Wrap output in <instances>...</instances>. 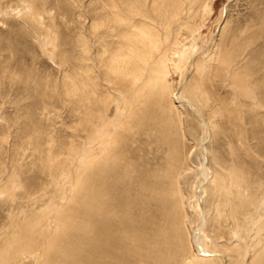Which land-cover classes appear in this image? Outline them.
<instances>
[{
	"label": "rangeland",
	"instance_id": "obj_1",
	"mask_svg": "<svg viewBox=\"0 0 264 264\" xmlns=\"http://www.w3.org/2000/svg\"><path fill=\"white\" fill-rule=\"evenodd\" d=\"M28 1L0 0V64L4 70L13 71V74L18 78L22 76L23 80L33 73L38 81L41 80L44 84L48 83L51 92L43 95L41 90L36 91L32 83L27 86L23 83L17 84L12 80L0 79V161L2 164L8 165L9 154H13L17 145L25 147L24 149L30 154L29 142L34 138L38 139V143L44 144V147L50 137L57 144L62 143L67 157L72 158L68 163L69 181L65 188L66 195L69 196L70 214L75 216L77 208L80 207L72 199L74 198L72 196L77 193L75 179L77 182L78 177L76 174L83 170L82 165L87 163V152L90 150L94 152V146H88L82 142L86 133L77 135L78 125L81 122L79 117L81 110L78 105L80 97H68L63 87L67 75L77 76V80L81 76L85 80L86 74L79 73L77 70L82 67L79 64H87L90 67L92 81L94 78L100 77V71L104 74L102 68L99 71L94 67L95 43L94 39H91L92 35L90 36L89 31L94 27L97 16L101 15L98 14L100 7L95 4V0H47L49 5L47 9L49 10L43 11L44 8L40 10L42 18L38 23L29 11L26 4ZM30 2L38 5L40 2L45 4L46 0H30ZM193 4L189 11L185 12L182 23L176 27L175 33L163 46L164 53L168 55L167 67L162 71H156V78L151 89L146 91L145 84L143 85L142 82L136 89L134 88L133 92L122 95L111 91L108 82L99 79L96 86L97 95L103 97L110 95L113 101L108 107L98 105L96 110H109L107 116L112 123H117L124 118V110H133L134 113L130 115L133 117L130 119V125L135 127L133 132L139 131L146 134L142 138L139 137L137 143L131 145V153L128 154L131 156L127 155V159L135 165L138 175H143L145 172H162L165 188H168L166 187L168 177L164 174L170 170L173 177L176 178L178 175L177 182L173 183L172 189L174 187L176 189L174 190L177 192H175L176 199L180 200L181 197L185 200L186 209L192 222L191 228L194 231L193 237L198 230L204 228L202 242L197 247L198 250L195 249L199 253L198 257L192 255L189 250H186L190 252L186 256L184 252L178 250V243L175 239L178 228L175 236H170L171 238L169 237L168 240L166 236L165 239L163 237L158 240L162 252L158 256L156 255V258L148 261L149 264H200L201 259L213 260L209 264H258V254L264 248V204L258 212L254 226L246 231L245 225L246 222L249 223V218L255 214V207L250 204L252 198L249 195L255 194L258 197L264 191V126L260 123V120L264 118V112L260 111L263 108L255 103L253 98H250L251 92L248 89L238 90L234 87L230 73L216 75L215 72L220 69L221 62L228 54L238 52L242 56L238 57L239 61L238 58L234 60L232 71L247 74V78L253 83L262 81L261 78L264 76V0H194ZM48 12L51 14L49 15ZM178 27L180 29H177ZM50 36L54 39L51 40ZM46 38L50 40L49 44L45 46L42 44V40ZM182 47L186 49L183 58L178 54ZM99 49L101 54L106 51L105 46ZM180 59L182 60L180 61ZM193 61L196 64H193ZM98 68L100 69V66ZM226 78L230 80L229 83ZM171 91L180 93L179 101H174ZM224 104H228L232 110H243L245 107L244 110L257 111L239 117L237 120L230 116L231 111L230 113L220 112L221 116L214 115L220 111ZM140 112L143 113L148 127L137 126L135 113L138 115ZM253 117L257 118L253 119ZM159 121L162 125L159 124ZM168 123L171 127H167ZM164 126L167 128L166 130ZM154 128L156 129L152 132ZM168 130L172 132L170 133ZM90 131L92 133L93 130ZM159 133L161 134L158 135ZM169 134H174L172 135L174 138L171 136L174 139L172 145L177 146L178 144L177 147L170 145L169 148L168 145L162 144L165 136V141L172 139ZM161 137L163 141H159V145L157 141ZM145 140H148V143ZM132 142L130 141V144ZM130 144L128 141V146ZM160 146L163 150L166 148L164 150L166 154L162 152ZM171 147H174V150L176 147L173 157L168 154L172 151ZM158 149L160 150L157 151ZM186 153L189 154V157ZM247 153L248 155L250 153V156ZM29 154L23 161L26 167L22 166L23 176L16 181L18 184L15 185L17 187H15V192L3 189V183L7 179H1L2 176H0V232H7L10 229V220L7 218L8 210L18 204L25 210L27 200H24L23 197L26 193L30 190L40 191L47 184L46 175L37 165L38 160L30 158ZM148 159L150 160L148 161ZM154 159L157 162L153 161ZM32 162L37 164H35V168L30 169ZM171 162L175 163L171 165ZM176 163L178 166L175 165ZM184 166L190 167V169L188 174L183 176L181 183L180 178ZM202 170L209 174L205 185ZM74 171L78 173L75 174ZM16 172L18 173V171ZM253 181H256L258 186L252 190L249 184ZM50 187L47 189L48 192L45 191L47 193H40L44 202L38 203L35 211L26 209L27 215L40 212L49 201L50 192L54 196L55 187ZM136 190L133 191L134 196L139 194ZM12 193L13 195H11ZM244 206L248 207V212ZM233 207L235 208L233 209ZM157 208L156 203L149 199L145 203H136L131 221L128 222V230L132 236L128 238L119 236L120 240L116 239L115 243L111 244L115 249L121 247L117 252H113L109 247L108 250H106L107 248L101 249L97 242H90L89 250H91L87 252L88 258L91 261L99 260L108 253L115 264H137L136 262L147 264L142 257L147 253L144 248L149 249L147 244L134 254L127 252L130 248L139 245L142 247L141 243H137L139 239L149 243L154 238L152 236H157L161 232L164 236L165 233L168 234L173 230L175 223L172 221L171 224ZM158 225H161L160 228ZM120 228L122 229V226ZM42 230H44L43 224L38 227L35 235H38ZM69 235L71 244L76 242V245L73 244L75 246H69L68 249L69 255L72 257H69L68 264H73V259L78 261L80 256L78 244L81 235L76 229ZM160 237L162 236L160 235ZM8 240L10 238L4 241V238L0 237V263L6 261L4 264H36V258L26 251L14 260L13 258L8 259L11 249L7 243ZM169 241L170 244L167 246ZM202 244L206 247L204 251H201L204 249ZM125 245L128 247L126 248ZM165 251L169 254L168 258L165 256ZM43 258L40 257L37 260L40 262Z\"/></svg>",
	"mask_w": 264,
	"mask_h": 264
},
{
	"label": "bare ground",
	"instance_id": "obj_2",
	"mask_svg": "<svg viewBox=\"0 0 264 264\" xmlns=\"http://www.w3.org/2000/svg\"><path fill=\"white\" fill-rule=\"evenodd\" d=\"M31 2L29 0L28 3L26 4L29 7L30 13L35 17L36 21L40 23L41 18H42L40 10L44 8L43 9L44 11L49 7L47 0L45 4H42L40 2V4L38 5L32 4L34 2L32 3ZM95 2H96L95 4H97L100 7L98 9L99 13L97 11L96 12L101 15L97 16L96 21H94V27L91 28L89 31L91 33L90 36L92 35L91 39H94V43H95L94 49L96 51L95 52L96 55L94 58V67L97 68L99 71L102 68L104 70V74H102L100 71V77L96 78L97 80L94 78L92 81L91 76H90V67L87 64H79V65H82V67L81 69L77 68V70L79 71V73L86 74L85 80L82 79L81 76H79V80H77L76 79L78 78L77 76L73 77V75H67L65 78L64 87H63L64 92L68 97H73V96L80 97V101L78 105L80 107L79 110H81V116H79L81 122H79V125H78L79 128L77 130L78 131L77 135L86 133L87 135L83 138L82 142L85 143V145L94 146V152H92V150L87 152V156H86L87 163H85L84 165L81 164L82 167H84L83 170L80 171L79 174H76L78 172L74 171L76 174V177H78V181L76 182L77 179H75V183L77 184V187H76L77 193L75 196H72L74 197L72 199H74V201H76L80 207L77 208L76 210L77 212L75 216H72L70 214V211H69L70 205L68 204L69 196L66 195L65 187H66L67 182L69 181L68 179L69 173L67 172L68 163L70 162L72 158L69 159L67 157V153L64 152L63 150L62 143L57 144V142L52 137H50L44 147V144L38 143L37 141L38 139L36 140L34 138L32 139V141L29 142V145L31 146V149H29L30 150L29 152L32 155H30L28 151L24 149L25 147L23 148L22 145L20 146L17 145V147H15V150H13V154L12 153L9 154L11 160L9 159L8 165L6 164L4 165L2 164V161H0V176H2V178L1 177L0 178L7 179L5 183H3V186H4L3 189L5 191L8 190L11 192L13 191L15 192V187L17 186L16 181L20 180V178L23 176L22 166L26 167L23 161H25V157H27V155L29 154L30 158H33L34 160L35 159L38 160L37 161L38 164L35 162H32L29 168L30 169L35 168V164H37L39 168L42 170V172L46 175L47 184L40 191H35V192H33L32 190L28 191L26 195L23 197L24 200H27V204H26L27 206L24 205L25 208L24 206L23 208L25 210L29 209V210L35 211L36 205L40 202H44L42 194L40 193L47 191L48 188H51L50 186H54L56 191L54 193V196L52 195L53 193L50 192V195H49L50 198L48 199L49 201L46 203L44 207H42L40 212H33L35 214L32 213L31 215H27L26 211L23 210L21 206H19L20 204L18 205L16 204L17 206H14L8 210L9 212H8L7 218L8 220H10L9 222L10 226L8 225L10 229L7 232H3V231L0 232V237L4 238V241L5 239L10 238V240L7 241V243H9V246L11 248L10 253H9L10 256L8 259L13 258L14 260V258H17L18 255H21L22 253L26 251L31 256L36 258V264H68L69 257H70L69 252H68L69 251L68 249L70 248L69 246L72 247L73 244L76 245V242L71 244L72 241L70 242L69 234L73 233L74 229H76L77 231H79L81 235L80 243L78 244V247H80V256H79L78 261L73 259L74 260L72 261L73 264H115V261L111 258V256L107 252H106L107 254L105 255V257H101L99 258V260L93 259L94 261L93 263V261H91L87 255L88 254L87 252L91 250V249L89 250L90 242L92 243L97 242L98 243L97 245H99V248L101 249L107 248L106 250H108V247H109L110 249L113 250V252H117L118 248H121V247H118L115 249L114 246L113 247L111 246V244L115 243L116 239H119L118 238L119 236L123 238H128L129 236H132V233L130 232V230H128V224H129L128 222L131 221V215L134 212L133 209L135 208V204L145 203L147 202L148 199L151 202L156 203V205L158 206L157 209L160 212V214L167 217L171 224L173 222L175 223L174 228H173V230L175 229V231L172 230L168 234L165 233L164 236L162 232L159 233L157 236H152L154 238L152 239V241H149V243L144 242L143 240L139 239L137 243H141L142 247L141 245L139 246L136 245L137 247H133L132 249L130 248L127 253L134 254V252L140 251V249L144 248L145 245L147 244V247H149L148 249L149 251L147 250V248H144L146 249L145 252L147 253L146 254L144 253L146 256H142V257L144 258L146 263L149 264L148 261H150L153 258H156L162 252V250L159 248L160 245L158 243V240L163 237L165 239V236H166V239L168 240L170 236H173V235L175 236L177 229L179 228L176 234V238H175L178 243V250L180 252L181 251L184 252L185 256L188 255V253H190L186 251V250H189L192 252V255H194L195 257H198L199 253H197L198 251L196 250H198L197 247L202 242L201 238L203 236L204 228H202V230H198L197 234H195V236L193 237L194 231L191 228L192 222H191V218L188 215V212L186 209L185 200L181 198L180 196H179L180 200L176 199L177 192L174 191L176 189L175 187L172 189L173 183H175L178 175L175 178V176L173 177L170 170L168 172L164 170V173L165 172L167 173V174H164V176L166 175L168 177V180H167L168 182H166L167 183L166 187L168 188H165L164 187L165 181H163L164 177H163L162 172L161 173L160 172H152V173L145 172V174L142 173L143 175H138L136 173L135 165L132 164L131 161L127 159V155L131 153V149H132L131 145H134V143H137L138 138L139 137L142 138L144 137V134H146L144 132H139V131L133 132L135 131L133 130L135 129V127L130 125L131 124L130 119L133 118V117H130V115L134 113L133 110H124L125 112L124 118L117 123H112L109 120L107 116V112L109 110H96L98 105H104L108 107L111 104V101H113L111 100L112 97L110 95L109 96L107 95L106 97L100 96L99 94L97 95L96 86H97V83H99L98 81L99 79L100 81L104 80L108 82V85H109L108 87H110L111 91L113 92L115 91L122 95L124 93L133 92L134 88L136 89L138 85L142 82H143V85L145 84L146 91L151 89L152 83L154 82L156 78V71H159V70L162 71L167 67L166 62L168 60V55L164 53L163 46L170 40L171 36L175 33L176 27L180 23H182V19H183L185 12L189 11L190 7L194 5L193 4L194 0H95ZM45 14L47 15V12ZM50 14L51 13H49V15ZM179 27L177 29H180ZM50 39L52 40L54 38L51 37ZM50 39L46 38L42 40V44L45 46L48 45ZM102 46H105L106 51L101 54V51H99L100 50L99 48ZM185 51L186 49L182 47L179 50V53L178 52L177 53L179 54L181 58H183ZM234 53L230 55L228 54L223 59V62H221L222 64L220 65L221 66L220 69L216 70L215 72L216 75L230 73L232 77V84L234 85V87H236L238 90L248 89L249 92H251L250 98H253V101L255 103H258L260 107L263 108V110H260V111L264 112V76L261 78L262 81L258 83H253L250 79L247 78L248 76L247 74L232 71L233 70L232 64L234 60L242 56V54H239L238 52H234ZM181 60L182 59H180V61ZM238 61H239V58H238ZM194 63L195 61H193V64ZM98 66H100V69L98 68ZM0 67H1L0 68V79L2 78V79L12 80V82H15L17 84L23 83L27 86L28 85L30 86L32 83L34 84V88L36 89V91L41 90L43 95H46L49 92H51V88L49 87L48 83L44 84L43 82H41V80L38 81L37 77H35L33 73L31 75H28L27 78L23 80V78H21L22 76L20 78H18L17 75L15 76L13 74V71L9 72V71L4 70V67L2 66V64H0ZM228 78H226V80H228V83H229L230 80ZM178 93L172 92V98H174V101H177V100L179 101L180 93L179 94ZM170 97H171V94H170ZM133 102L135 103V101ZM189 105L192 106L191 104ZM244 109L245 107L243 108V110H232L228 104H224L222 108L220 109V111L215 113L214 115H217V114L220 115V112L230 113L231 111L230 116L234 118L235 120H237L239 119V117L245 116L247 114H251L253 112L256 113L257 111V110H244ZM247 109H250V108H247ZM158 113H156V115ZM196 114L199 116L198 112H196ZM135 115L137 118V126H139L140 128L148 127L146 125V119L143 113L140 112V114L138 115L135 113ZM158 118H155V119L157 120ZM255 118L257 117H253V119ZM163 120L164 118L162 119V121ZM160 122L161 121H159V124ZM180 122H181V119H180ZM260 123L264 126V118L260 120ZM204 124H205V121H204ZM168 126H169V123L167 124V127ZM175 128L178 129V127H175ZM155 129L156 128H154L152 132L155 131ZM166 129L167 128H165V130ZM90 130H93L92 133ZM160 134L161 133H159L158 135ZM172 135H170L169 137L174 138V136ZM165 138L166 136L164 137V141L162 140V137L159 138L160 140L158 139V141L157 140L156 141L157 143L159 141L160 142L163 141L162 144L168 145L169 148H170V145L176 146V145H172L174 144L173 138L170 139L171 141L170 140L165 141ZM84 139H85V142H84ZM128 141H129V144H130V141H133L129 145L131 147L128 146ZM177 141H175L176 144H177ZM146 143H148V140L146 141ZM176 147H175V150H174V147L173 148L171 147L170 150L172 151L169 150L170 151L169 153L166 151L168 154H171L170 157H173V155L175 156ZM85 148L87 147L85 146ZM161 148L162 147L160 146V149ZM160 149H158L157 151H159ZM181 149H183V147H181ZM164 150L162 152H164ZM177 151H178V148H177ZM164 154L166 153L164 152ZM186 155L189 157V154L186 153ZM130 156L128 155V157ZM248 156H250V153ZM149 160L150 159H148V161ZM153 161L157 162L156 159H154ZM174 163L171 162V165ZM175 165L178 166L177 163ZM151 168L153 169L154 167H151ZM163 169H164V165H163ZM189 169L190 167L184 166L183 174L181 172L182 174V177L180 178L181 183H182L183 176L188 174ZM16 171H18V173ZM203 172H204L203 180H204V185H205V180L209 179V174L208 172L206 173V171H203ZM0 183H1V180H0ZM256 183H257L256 181L255 182L253 181L251 184H249L252 190L253 188H256V186H258ZM260 183L262 182L260 181ZM135 189L138 190L139 194L134 196L133 191ZM232 189L234 188L232 187ZM144 194H146L145 197H143ZM11 195H13V193ZM249 197L252 198L251 199L252 202L250 204L254 205L255 214L253 213L254 215H252L249 218V223L246 222V225H245L246 231H249L250 228L254 226L255 219L258 217V212L262 208V205L264 204V191L261 193V195H258V197H256L255 194L249 195ZM245 207L246 206H244V208ZM234 208L235 207H233V209ZM247 208L248 207H246V210ZM175 215L176 217L174 218ZM41 224H43L44 230L41 231L42 233L39 232L38 235H35L38 227H40ZM120 226H122V229L120 228ZM158 226L160 228L161 225H158ZM130 227L132 229V226ZM18 235L20 236L17 237ZM160 235L162 237H160ZM192 241H193V244H192ZM168 244H170V241L166 245L168 246ZM255 244L257 243L255 242ZM252 245L256 247V245L254 244ZM127 247L128 246H126V248ZM203 248L204 249L201 248L202 249L201 251L206 250L205 245H203ZM260 253H259L260 255L258 254V257H257V259L259 260L258 264H264V248L261 250ZM165 256L166 258L169 257V254H167V251H165ZM40 257H44V258L41 259L39 262L37 259H39ZM2 262L3 263H0V264H4L6 261H2ZM200 262L203 264H209L213 262V260L201 259ZM136 263L138 264V262Z\"/></svg>",
	"mask_w": 264,
	"mask_h": 264
}]
</instances>
